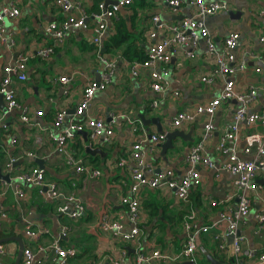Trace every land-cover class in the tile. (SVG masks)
<instances>
[{
    "label": "crops",
    "instance_id": "1",
    "mask_svg": "<svg viewBox=\"0 0 264 264\" xmlns=\"http://www.w3.org/2000/svg\"><path fill=\"white\" fill-rule=\"evenodd\" d=\"M100 1L80 0V3L89 13L96 10ZM226 1L231 4L230 11L240 12L238 17L232 18L229 11H220L207 16L206 25L217 46L221 45L230 31H237L240 35V45L235 53L238 58L246 59V68L229 76L234 82V90L239 93L252 85L264 83V69L259 73L253 71V67L260 65L261 59H264V43L259 41V36L264 33V14H261L264 0ZM12 2L20 8V14L4 21L5 32L15 43L13 46L0 43V78L3 67L12 64L20 52L33 54L38 47L51 44L52 41L43 32L45 24L65 18V14L50 0H0V8ZM190 14L191 10L185 4L172 11L166 0H134L127 8L121 9L116 18L109 21V34L103 43L112 34L115 22L122 17L132 40L139 47L132 48L133 46L124 43L120 48L105 52L103 43L101 46V52L116 58L114 79L104 90L96 91L80 120L101 119L106 123L111 122V140H97L91 149L98 148L101 152H89V129H86L68 142V147L82 165L89 170L100 171L101 175L96 178H85L83 173L75 172L72 166L66 164L64 156L55 150L50 138L51 133H58L68 123L73 115L71 110H74L79 101L82 87L88 80L97 79L103 68L96 56L97 49L90 40L91 22L88 20L86 28L70 31L62 44L55 46V51L49 58L29 57L26 80H17L13 76L12 87L16 90L18 101L27 108L30 121H21L17 110L6 112L0 95V119L8 127L7 133L0 136V174L8 176V180L2 179L4 182L0 188V239L19 236L24 246L35 248L39 258L45 257V254L36 250L37 247L46 246L58 239L63 247L75 249V255L68 258L67 264H116L113 259L120 256L124 249L127 250L128 261L138 253L155 248L171 255L179 252L186 237L182 217L192 209L197 212L201 224L210 226L209 234L199 235L201 245L221 262L233 264L236 254L231 238L224 241V249L220 252L216 249L213 235H221L225 230V222L220 220L219 213L225 207L236 208L238 202L239 191L234 186V176L220 168L227 156L217 150L219 138L225 133L234 110L240 105L235 99L223 102L214 116L215 130L206 148L214 166L200 168L202 183L190 192L186 202L179 201L173 191L166 187L142 188L139 194L140 234L136 240L125 241L99 229V220L104 213L112 220L122 216L121 222L125 230L131 226L125 207L120 202L122 196L129 194L130 173L117 162L128 156L132 145L141 143L145 150L144 162L147 167H153V171L169 166L179 174L187 167V151L197 140L201 124L205 120L200 115L193 123L180 127L185 132L191 126L194 127L191 135L193 141L184 142L176 138L173 142L174 149L166 152L167 160H164L160 156V148L148 150L147 138L151 133L157 132L156 127L142 125L138 114H143L145 118L159 117L162 128L171 130L173 128L168 124V119L176 111L190 110L195 105L217 97L227 81L224 76L215 77L209 84L201 81L200 77L210 75L214 68L203 53V42L194 50L192 58H182L178 54L173 56L166 69L168 88L161 95L153 92L149 86L154 72L161 71L159 65L142 68L138 76L130 74L128 62L141 61L139 58L144 57L147 49L146 31L151 29L150 18L159 15L164 23H176ZM159 36H170V33L159 32ZM251 53L257 57L251 58ZM60 76H68L69 80L62 83ZM154 99L159 100L156 108L151 106ZM58 109L67 110L68 115L61 126L55 127L54 118ZM248 109H264V91L258 94ZM38 111L42 113L38 114ZM125 116H130V121ZM135 125L136 130L133 129ZM260 130L262 127L259 124L241 126L234 139L226 142L227 147L241 158H251V155L243 152L244 137ZM13 136L15 144L9 142ZM24 152H31L32 155H25ZM13 154L19 159L9 169L6 163ZM36 158L43 160L47 180L57 182L64 192L71 191L81 200L84 212L80 217L73 219L67 213L58 212L57 208L63 204L62 199L54 200L56 204L52 200L45 201L38 194L36 186L16 183L15 177L18 174L34 166L39 167ZM260 180L264 184V177L259 178V182ZM16 185L25 192L21 199L15 194ZM250 199L249 213L239 222L236 234L243 237V247L255 250L256 255L245 262L264 264V261L258 259L264 253V228L260 233H255L256 216L264 213V188L252 191ZM49 202L52 205L49 206ZM30 213L44 214V217L39 215L38 219L29 222L27 217ZM27 225L43 231L37 243L24 234ZM62 226L69 228L66 236H60ZM0 245L4 249L0 256L2 263L14 264L18 248L16 242L9 240ZM47 255L49 257L48 252ZM194 256L196 263L203 264L201 261L205 256L200 251ZM181 261L184 260L177 262ZM19 264H22V257ZM43 264L53 262L45 261Z\"/></svg>",
    "mask_w": 264,
    "mask_h": 264
},
{
    "label": "built area",
    "instance_id": "2",
    "mask_svg": "<svg viewBox=\"0 0 264 264\" xmlns=\"http://www.w3.org/2000/svg\"><path fill=\"white\" fill-rule=\"evenodd\" d=\"M53 5L65 14V18L59 22L51 21L45 24L43 32L52 43L40 46L35 49L33 54L20 52L16 60L3 67V75L0 78V94L5 104L6 112L17 110L21 121L28 123L30 116L28 110L17 99L16 90L12 87L13 76L17 80H26V67L29 57H38L40 59L49 58L55 51V46H60L66 35L75 29L86 28L88 20L91 22V42L96 47V56L103 65L97 79L88 80L82 87L81 95L77 105L74 107L73 115L68 123L62 127L58 133H51L50 138L53 141L55 150L62 154L66 164L72 166L77 173H83L85 178H96L101 175L97 169L89 170L81 161L76 159L71 149L68 147L69 140L86 129L88 130L87 146H92L97 140L109 142L113 135L111 122H104L101 119H90L88 121L80 120L91 100L98 90H104L112 81L115 73L116 58L101 52L103 40L109 34V21L116 18L121 9L127 8L134 0H106L98 2L96 10L87 12L80 0H50ZM172 11H176L181 4H185L191 10V14L180 19L176 23H164L159 15H153L150 18L151 29L146 31V51L145 58L141 61H130V74L138 76L142 68L149 66H160V72H154L149 83L150 89L163 94L168 88L167 66L171 63L173 56L180 55L182 58H192L194 50L200 42H203V53L208 61L213 65V71L210 75H202V82L211 83L215 77L224 76L227 78L219 95L206 103L195 105L190 110L176 111L169 119L168 124L173 129H179L183 125L193 123L197 116H204L197 140L193 143L186 155V169L177 174L172 167H163L154 170L153 167H147L144 162V153L140 142L134 143L127 157L120 158L118 165L128 169L130 173V183L128 187L129 194L121 197V204L124 205L128 215L130 228L125 230L121 222L122 216L112 220L107 214H103L99 220V229L103 232L112 233L125 241H134L140 234L139 213L140 198L139 194L142 188L154 189L166 187L173 191L174 196L182 202H186L193 189L199 187L202 183L200 168L214 166L212 158L206 152L207 144L211 140L214 130V116L223 102L235 99L240 102L232 115V121L225 127V133L218 140L217 150L226 154V159L220 166L221 169L228 171L234 176V186L238 192V202L236 208L225 207L219 213L221 221L225 222V230L221 235L214 234L216 249H224V241L231 238L235 251L234 264H247L245 261L255 256V250L242 246L243 237L236 233L238 224L249 213L252 191H259L264 188V184L259 182V178L264 177V109L251 111L248 108L255 102L260 92L264 91V83L261 85H252L244 92L234 90V82L229 76L246 68V59L238 58L235 50L240 45V35L237 31H230L224 38L220 46H217L212 33L206 25V18L209 15L220 11H230L231 4L226 0H166ZM20 14V8L12 3L3 5L0 8V43L14 45V39L6 34L4 21L6 18H14ZM264 14V10L261 11ZM159 32L170 33V36H159ZM259 41L264 43V33L259 36ZM257 57L251 53V58ZM264 69V59L261 64L253 67L256 73ZM60 82L66 83L68 76H60ZM177 94V93H176ZM159 105V100L154 99L151 103L153 108ZM38 114L42 112L38 111ZM68 111L58 109L55 113L54 125L59 127L63 124ZM117 116V115H116ZM112 118H114L112 116ZM130 121V116H125ZM111 121V120H110ZM134 123V120H131ZM259 124L262 130L259 132H250L244 137L243 152L251 155V158H241L234 151L229 150L226 142L234 139V135L241 126L250 127ZM137 129L136 125L133 127ZM8 127L0 119V135L6 133ZM163 132L151 133L147 140L149 142V151L160 148V144L165 141L167 129ZM172 130V129H171ZM11 144L16 143L15 137L9 139ZM25 155H32L31 152H24ZM19 157L14 154L8 158L6 163L10 169L14 166ZM3 178L0 177V188L3 186ZM16 183L29 184L38 188V194L45 200L62 199L63 204L57 209L58 212L67 213L69 217L76 219L84 212V205L74 193L64 192L57 182L47 180L44 168L34 166L27 171H23L15 177ZM15 183V182H14ZM18 198H23L25 192L16 185L14 188ZM257 226L255 233H260L264 228V213L256 216ZM182 226L186 237L181 249L176 254H167L158 248L151 249L148 252H141L128 261L127 250L124 249L120 256L113 259L116 264H159L158 262L173 263L180 260H195V254L198 252L196 245V235L209 234L210 226L201 224L197 212L188 210L182 217ZM69 228L62 226L60 236H66ZM43 231L27 225L24 228V234L38 242ZM213 241V242H214ZM36 250L43 251L45 257L36 256L35 248L29 245L24 246L22 250V264H43L45 261L53 264H67L70 256L75 255L73 247H63L59 240H53L46 246H38ZM49 253V257L47 255ZM4 253L0 245V256ZM259 261H264V253L258 256ZM0 264L2 260L0 258Z\"/></svg>",
    "mask_w": 264,
    "mask_h": 264
},
{
    "label": "water",
    "instance_id": "3",
    "mask_svg": "<svg viewBox=\"0 0 264 264\" xmlns=\"http://www.w3.org/2000/svg\"><path fill=\"white\" fill-rule=\"evenodd\" d=\"M110 1L111 0H106L107 3H109ZM239 13L240 12H238V11H235V12L234 11H229V16L232 17V18H234V17L237 18ZM71 112H73V110H71ZM138 117H139L142 125H144V126L154 125L158 132H163L164 131L163 128H162V124L160 122V118L159 117L151 116L149 118H145L143 114H138ZM193 128L194 127L191 126L189 131H187V132H185L182 129H172V130L166 131L165 141L162 144H160V146H159L160 147V156L164 160H167L166 152L169 149H174V143L173 142H174V140L176 138H180L184 142H188V141L192 142L193 138H192L191 135H192V132H193ZM87 151H89V152H101L98 148L92 150L88 146H87ZM35 161L39 164V167L44 168L43 160L41 158H36ZM0 177H2L3 179L8 180V176L7 175L0 174ZM260 182L262 183L263 180H260ZM39 215H40V217H44V214L30 213L28 215V217H27V220L30 222L33 219H38ZM195 239H196V245L198 247V251H200L205 256V259L207 260V264H226V263L221 262L220 260H218L216 257H214V255H212L208 250H206L201 245V241H200L199 235H196ZM9 240L15 241L16 245L18 246L14 264H19L20 260H21V257H22V250L24 248L23 241H22V239L19 236H10V237H5V238L0 239V243L5 242V241H9ZM174 264H198V263H196L194 260H184V261H181V262H176Z\"/></svg>",
    "mask_w": 264,
    "mask_h": 264
},
{
    "label": "trees",
    "instance_id": "4",
    "mask_svg": "<svg viewBox=\"0 0 264 264\" xmlns=\"http://www.w3.org/2000/svg\"><path fill=\"white\" fill-rule=\"evenodd\" d=\"M130 38H131L130 32L126 27L124 19L121 17L115 22V27L113 29V32L110 35V37L106 40V42L103 43V48L105 49V52H108L109 50H111L113 48H120L124 43H128L129 44L128 46H133L132 48H138L139 46H136L134 40H132V38L131 39ZM129 39H130V41L127 42ZM131 44H133V45H131ZM142 57L139 59L143 60L145 58V54H144V57L143 58ZM35 58H38V57H35ZM54 200H56V199H54ZM54 200H52V201L54 202V204H56V201H54ZM50 205H52V202L49 204V206ZM201 263L207 264V260L203 257Z\"/></svg>",
    "mask_w": 264,
    "mask_h": 264
},
{
    "label": "rangeland",
    "instance_id": "5",
    "mask_svg": "<svg viewBox=\"0 0 264 264\" xmlns=\"http://www.w3.org/2000/svg\"><path fill=\"white\" fill-rule=\"evenodd\" d=\"M184 143V142H183Z\"/></svg>",
    "mask_w": 264,
    "mask_h": 264
}]
</instances>
